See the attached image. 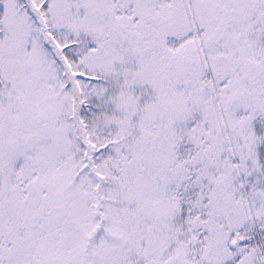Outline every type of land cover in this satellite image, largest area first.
<instances>
[{"label": "snow or ice", "instance_id": "6c2138e0", "mask_svg": "<svg viewBox=\"0 0 264 264\" xmlns=\"http://www.w3.org/2000/svg\"><path fill=\"white\" fill-rule=\"evenodd\" d=\"M0 264H264V0H0Z\"/></svg>", "mask_w": 264, "mask_h": 264}]
</instances>
